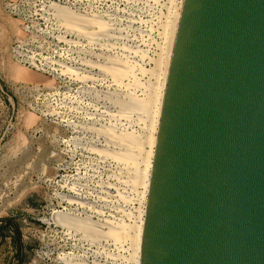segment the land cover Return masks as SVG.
<instances>
[{
  "label": "rangeland",
  "instance_id": "obj_1",
  "mask_svg": "<svg viewBox=\"0 0 264 264\" xmlns=\"http://www.w3.org/2000/svg\"><path fill=\"white\" fill-rule=\"evenodd\" d=\"M180 1L0 0V264H65L63 257L74 264H138L139 243L133 257L126 239L121 245L80 243L53 222L52 215L85 211L131 226L143 219L144 187L137 184L131 190L115 177L111 160L85 146L86 141L99 143L79 127L112 122L93 95L116 87L108 78L79 77L86 70L96 72L79 57L128 56L140 84L148 78L161 81L154 60L164 51L162 25ZM51 4L99 14L110 26L113 36L105 37L110 44L61 38L73 36L47 18ZM17 70L38 77L20 78ZM131 87L135 94L141 91V86ZM156 116H151L153 133ZM133 118L130 115V127L144 136L147 128L141 125H148L149 118L138 120L139 126ZM139 163L143 168L141 159Z\"/></svg>",
  "mask_w": 264,
  "mask_h": 264
},
{
  "label": "water",
  "instance_id": "obj_2",
  "mask_svg": "<svg viewBox=\"0 0 264 264\" xmlns=\"http://www.w3.org/2000/svg\"><path fill=\"white\" fill-rule=\"evenodd\" d=\"M138 264H264V0H182Z\"/></svg>",
  "mask_w": 264,
  "mask_h": 264
},
{
  "label": "bare ground",
  "instance_id": "obj_3",
  "mask_svg": "<svg viewBox=\"0 0 264 264\" xmlns=\"http://www.w3.org/2000/svg\"><path fill=\"white\" fill-rule=\"evenodd\" d=\"M181 1L175 7L172 18L166 19L168 20L167 23L164 21L166 24L162 25L164 26V28H162L163 31L161 29L164 51H161L163 53H160L157 59L154 60L161 81L159 78H156L153 82L152 78H148L143 84H140L132 70V60H128V56L122 55L121 57L109 55L107 53H98L95 54L97 57L94 60L86 58L85 56L79 57L82 63L88 64L90 68L94 67L96 71L94 73L86 70L82 74L78 73L79 75H77L79 77L108 78L111 84L116 87L113 92L105 91L102 92V94L98 93L93 95V98L102 101L104 107H106V113L112 119V122L99 127H79V130L86 133L89 132L93 135L96 139L95 141L99 143V145H96L90 142L87 143L86 141L85 146H87L89 150L94 151L101 159L111 160L114 163L113 173L115 177H119L131 190H134L137 184L138 186H143L145 191L147 189L151 165L148 154L150 153L149 155H151L153 152L152 145H154L156 134V130L153 133L154 125H152L153 120L151 116L159 115L166 70ZM47 18L51 20L56 29L73 36V38L66 39L61 35V38L64 40L73 43H79L80 41L97 43L99 44L97 46L110 44L105 38L106 36L109 37V35H112L107 28L110 26L107 25L106 20L99 16V14L81 12L78 8L70 7L65 4H51L47 9ZM161 49L163 50V48ZM70 70L72 69L70 68ZM17 73H19V77L22 76L25 79H35L38 77L37 74L26 72V70H17ZM152 76L150 75V77ZM131 85H133V87L141 86L139 94H135L133 92L134 89L133 91L131 90ZM130 115H133L137 121L134 122L135 124L138 123V120L141 122L149 118L148 125H141V128H147V132L144 133V136H141L142 134L137 133L134 128L132 129L130 127L132 124ZM136 125L139 126L138 124ZM144 145L148 146L147 150H144ZM140 159L143 168L139 167ZM118 195L125 200L126 197L123 196L121 192L118 191ZM65 200L68 202L74 201L71 197H65ZM116 219L117 221L114 224L112 220H109V218L105 216L94 217L85 211L80 213L76 212V210L55 212V214L52 215L53 222L62 226L68 235L74 237L76 240L80 241V243L85 242L88 245L98 247L103 244L105 246V244L109 243L119 245L121 240H129V248L132 249V252L130 251L131 257H133L136 254V247L140 239L142 220H140L138 224L133 225L131 223L132 227L129 225L130 223H125L121 219L118 220V218ZM63 259L65 264H74L67 257H63Z\"/></svg>",
  "mask_w": 264,
  "mask_h": 264
}]
</instances>
